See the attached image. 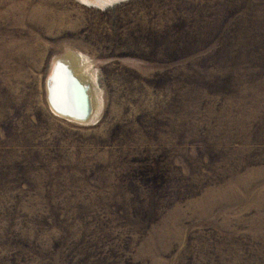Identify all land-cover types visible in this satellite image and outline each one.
I'll list each match as a JSON object with an SVG mask.
<instances>
[{
    "label": "rangeland",
    "instance_id": "obj_1",
    "mask_svg": "<svg viewBox=\"0 0 264 264\" xmlns=\"http://www.w3.org/2000/svg\"><path fill=\"white\" fill-rule=\"evenodd\" d=\"M0 264H264V0H0Z\"/></svg>",
    "mask_w": 264,
    "mask_h": 264
},
{
    "label": "bare ground",
    "instance_id": "obj_2",
    "mask_svg": "<svg viewBox=\"0 0 264 264\" xmlns=\"http://www.w3.org/2000/svg\"><path fill=\"white\" fill-rule=\"evenodd\" d=\"M91 4L104 6L111 4V2L117 0H87ZM86 2V1H85ZM84 2V3H85ZM87 3V2H86ZM61 58H56L52 67L51 73L47 79V94L48 86L51 92L53 101L56 103V108L64 110H72L71 115H62L53 108L50 104L53 113L59 117H63L71 121H80L76 117H72L73 111L77 110V114L83 112V87L86 88V94L90 101V116L86 122L90 121L93 114V90L96 86V74L91 71L90 64L87 63V59L84 55L76 52H69ZM64 57V58H63ZM88 69V70H87ZM93 70V69H92ZM76 82H75V81ZM98 82V81H97ZM49 101V100H48ZM60 109V110H61Z\"/></svg>",
    "mask_w": 264,
    "mask_h": 264
},
{
    "label": "water",
    "instance_id": "obj_3",
    "mask_svg": "<svg viewBox=\"0 0 264 264\" xmlns=\"http://www.w3.org/2000/svg\"><path fill=\"white\" fill-rule=\"evenodd\" d=\"M75 81V80H74ZM76 82V81H75ZM83 95H84V103H83V112L81 114H77V110L73 111V116L72 117H76V119L80 120V121H87V119L89 118L90 116V101H89V98H88V95L86 94V88L83 87ZM48 100H49V103L51 104V106L55 109H57V111L59 113H61L62 115H71V111L72 110H64V109H58L56 108V103L53 101V98H52V95H51V92L49 90V86H48Z\"/></svg>",
    "mask_w": 264,
    "mask_h": 264
}]
</instances>
